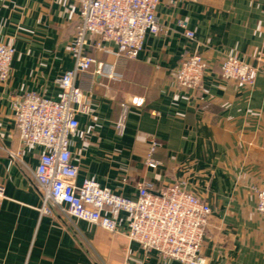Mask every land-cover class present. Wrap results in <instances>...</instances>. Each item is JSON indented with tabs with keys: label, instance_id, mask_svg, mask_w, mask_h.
I'll list each match as a JSON object with an SVG mask.
<instances>
[{
	"label": "crops",
	"instance_id": "1",
	"mask_svg": "<svg viewBox=\"0 0 264 264\" xmlns=\"http://www.w3.org/2000/svg\"><path fill=\"white\" fill-rule=\"evenodd\" d=\"M156 15L163 31L147 35L136 59L117 56L114 43H103L110 52L96 48L98 38H90L96 63L76 81L90 112L78 116L70 139L77 183L91 179L137 199L141 182L159 190L184 180L212 209L202 245L207 264H264L255 195L264 178V0H161ZM78 21L77 0H0V44L15 48L9 81L0 84V264H164L129 242L126 212L116 233L57 208L41 212L33 174L44 148L21 142L15 104L31 93L60 99L59 80L75 67ZM194 54L211 68L201 89L179 88L173 74ZM226 56L257 68L253 86L222 79ZM122 104L129 114L121 137ZM152 139L161 144L157 169L145 163Z\"/></svg>",
	"mask_w": 264,
	"mask_h": 264
},
{
	"label": "built area",
	"instance_id": "2",
	"mask_svg": "<svg viewBox=\"0 0 264 264\" xmlns=\"http://www.w3.org/2000/svg\"><path fill=\"white\" fill-rule=\"evenodd\" d=\"M79 21L70 51L75 59L73 70L59 80L62 92L58 101L36 94H27L15 104L16 128L26 146H42L40 165L33 174L35 187L43 200L42 214L55 208L67 219L98 225L116 233L121 213L129 215V242L140 245L145 253L156 252L164 264H207L202 245L212 216L208 202L188 189L184 180L156 189L144 181L138 184L137 199L114 194L91 179L77 183L79 166L73 162L70 139L79 129L78 116L88 114L90 106L83 88L76 83L90 71L96 60L87 53L90 38L93 45L107 50L103 43H114L117 56L136 59L143 50L148 34H160L162 25L156 15L161 0H77ZM185 35L195 39L186 24ZM15 55L13 45L0 44V84L9 81ZM223 80L253 86L257 68L235 56H226L219 64ZM211 65L199 54L184 59L173 74L177 87L189 90L202 88ZM102 71V64H99ZM116 123L119 136H124L129 106ZM146 165L157 169L160 162L154 153L161 144L152 139ZM11 157L20 160L18 153ZM256 211L264 215V178L255 190ZM5 199V186L0 182V201Z\"/></svg>",
	"mask_w": 264,
	"mask_h": 264
}]
</instances>
